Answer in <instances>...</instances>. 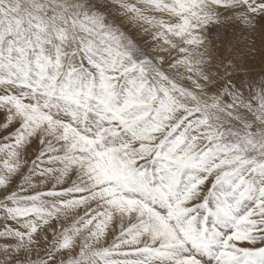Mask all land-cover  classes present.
Here are the masks:
<instances>
[{
  "label": "snow or ice",
  "instance_id": "1",
  "mask_svg": "<svg viewBox=\"0 0 264 264\" xmlns=\"http://www.w3.org/2000/svg\"><path fill=\"white\" fill-rule=\"evenodd\" d=\"M0 264H264V0H0Z\"/></svg>",
  "mask_w": 264,
  "mask_h": 264
},
{
  "label": "bare ground",
  "instance_id": "2",
  "mask_svg": "<svg viewBox=\"0 0 264 264\" xmlns=\"http://www.w3.org/2000/svg\"><path fill=\"white\" fill-rule=\"evenodd\" d=\"M3 117V114H0V118H2ZM3 119V118H2Z\"/></svg>",
  "mask_w": 264,
  "mask_h": 264
},
{
  "label": "rangeland",
  "instance_id": "3",
  "mask_svg": "<svg viewBox=\"0 0 264 264\" xmlns=\"http://www.w3.org/2000/svg\"><path fill=\"white\" fill-rule=\"evenodd\" d=\"M3 118V117H2ZM2 118H0V119H2Z\"/></svg>",
  "mask_w": 264,
  "mask_h": 264
}]
</instances>
